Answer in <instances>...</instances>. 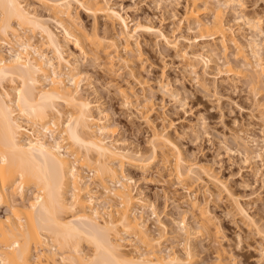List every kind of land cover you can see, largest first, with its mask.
<instances>
[{
    "label": "bare ground",
    "instance_id": "6f19581e",
    "mask_svg": "<svg viewBox=\"0 0 264 264\" xmlns=\"http://www.w3.org/2000/svg\"><path fill=\"white\" fill-rule=\"evenodd\" d=\"M26 1L0 0V208L6 207V214H0V264H196L190 246L194 235L191 226L183 220L176 230V236L184 241L183 254L165 245L166 227L162 224V232L150 231L149 219L142 214L147 200L138 194L125 166L147 173L161 152L180 182L196 183L207 177L225 188L224 182L205 166L186 160L165 130H154L149 155L122 146L99 104L83 95L78 60L73 54L74 61L66 58V45L59 34ZM38 1L50 7L57 29L84 53L90 49L108 72L114 67L113 53L123 51L122 63L142 85L145 82L135 72L142 56L135 51L139 35L157 34L171 43L152 23L132 24L110 0ZM211 1L188 0L184 19L190 29L197 25L199 35L195 39L220 42L225 55L230 43L243 52L226 21L225 3ZM74 3L95 18L104 16L119 25L120 31L111 39L101 37L96 28L89 34L74 16ZM202 12L211 13L212 22H205ZM254 23L249 21L257 28L258 23ZM36 33L41 34L40 41ZM255 47L251 42L255 62L244 56L243 66L252 69L250 84L259 91L264 83V63ZM99 53L108 61H101ZM181 55L193 61L202 58L206 65L214 57L206 46L202 52L185 50ZM224 67L230 74L241 75V71L234 73L236 69L229 62ZM119 91L128 104H133L135 95L122 88ZM147 113L141 112L153 126ZM237 140L247 160L261 157L260 153L252 155L243 138ZM186 191L193 207L200 208L197 195L188 187ZM234 202L249 220L245 208L238 200ZM150 207L151 214L158 216L149 203ZM209 215L203 209L199 218L194 216L195 224L200 223L198 228L208 233ZM257 228L264 238V228ZM84 243L92 249L91 254L84 251ZM129 247L132 249L127 250ZM217 263L238 264L224 262L222 257Z\"/></svg>",
    "mask_w": 264,
    "mask_h": 264
},
{
    "label": "rangeland",
    "instance_id": "374dc122",
    "mask_svg": "<svg viewBox=\"0 0 264 264\" xmlns=\"http://www.w3.org/2000/svg\"><path fill=\"white\" fill-rule=\"evenodd\" d=\"M26 2L59 34L66 45V58L74 61L73 54L78 60L83 75V95L99 104L122 146L149 155L154 130H165L186 160L205 166L224 182L225 188L207 177L196 183L180 182L161 152L159 161L147 173L126 165V173L135 182L138 194L147 200L142 214L149 219L150 231L162 232L163 224L168 238L165 245L183 254L184 241L176 236V230L178 224L186 220L194 234L190 246L196 264H218L219 257L230 263L233 260L238 264H264V238L257 228H264V83L255 91L249 79L252 69L243 66L244 56L255 62L251 58V42L257 45L254 49L259 50L264 63V0H221L225 3L226 21L243 48L241 52L230 43L226 55L220 42L195 39L199 35L197 25L190 29L184 19L190 6L188 0H110L132 24L152 23L171 39L169 43L157 34L143 33L137 38L135 51L142 56L135 72L144 85L137 82L122 63L123 51L113 53L114 67L108 72L90 49L84 53L57 29L49 6L38 0ZM73 13L89 34L96 28L101 37L111 39L115 31H120L119 25H113L104 16L95 18L77 3L73 4ZM201 18L205 22L213 20L208 12H202ZM249 21L257 22L258 27H251ZM36 39H42L40 33ZM203 46L213 52L209 65L202 58L193 61L181 55L185 50L202 52ZM43 48L53 56L50 50ZM99 57L103 62L108 61L104 53H99ZM225 62L236 69L234 73L241 71V75L228 73ZM119 88L135 95L133 104L126 102ZM142 111L148 112L153 126L147 123ZM238 138L248 142L253 156L260 153L261 157L247 160L238 146ZM186 187L197 195L200 208L193 207ZM31 195L30 191L28 198ZM234 199L245 208L249 220L235 208ZM149 203L158 216L151 214ZM203 209L211 217L209 233L198 228L200 223L195 224L194 216L199 218ZM0 214H6V207L0 208ZM192 227L202 231L196 233V228ZM83 247L91 254L89 245L84 243Z\"/></svg>",
    "mask_w": 264,
    "mask_h": 264
}]
</instances>
